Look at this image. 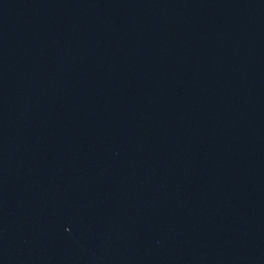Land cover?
Returning <instances> with one entry per match:
<instances>
[{"label": "water", "instance_id": "1", "mask_svg": "<svg viewBox=\"0 0 264 264\" xmlns=\"http://www.w3.org/2000/svg\"><path fill=\"white\" fill-rule=\"evenodd\" d=\"M0 264H264V0H0Z\"/></svg>", "mask_w": 264, "mask_h": 264}]
</instances>
